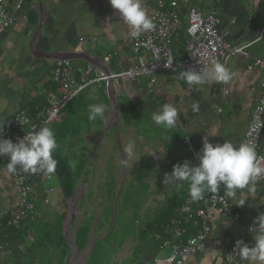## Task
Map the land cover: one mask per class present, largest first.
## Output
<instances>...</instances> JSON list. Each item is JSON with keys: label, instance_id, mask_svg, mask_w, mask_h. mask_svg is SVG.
I'll list each match as a JSON object with an SVG mask.
<instances>
[{"label": "crops", "instance_id": "0c3cea01", "mask_svg": "<svg viewBox=\"0 0 264 264\" xmlns=\"http://www.w3.org/2000/svg\"><path fill=\"white\" fill-rule=\"evenodd\" d=\"M158 1L144 0V7L149 16L157 7ZM3 2L6 11L14 13L15 20L0 41V129H3L11 115L20 110H25L33 118L42 115L47 106L46 98L54 91L50 75L58 58L67 57L70 60L74 76L78 80L79 70L88 64L93 65L94 69L90 77H94L97 70L102 67V58L107 54L112 56L108 66L112 72L136 62L131 49L133 38L129 36L130 28L120 19L109 0H3ZM18 4L20 7L17 9ZM180 5L182 30L186 25L188 8L195 6L204 13L218 12L219 30L227 31L228 41L237 43L254 41L248 48L250 57L236 55L226 60L225 66L233 74L229 83L213 82L188 89L186 82L173 72H160L151 92L147 91L144 78L123 82L116 89L120 95L114 97L115 105H113V97L108 93L105 85L95 83L81 91L83 93L87 88L95 87L91 90L93 92L80 97L81 105L75 103L73 106V109L76 107L87 109L92 104L86 99L89 98V94L93 95L94 100L99 98L101 103L110 106V113L105 114L106 121H100L101 126L106 129L104 132L112 129L110 134L113 135L109 143L113 141L117 146L116 149L120 150L118 157L114 156V153L110 154L111 165L129 167L133 166L136 160L139 161L135 165H148L147 158L143 157L142 153L150 158L149 150H152L157 155V160L151 157L149 163V166H153L158 171L156 178L152 176L155 181L150 177L142 180L140 172L137 173V178L134 177L135 173L130 174L135 183L153 181L155 188L158 187V192L152 196V203H148V206L153 204V207L152 210L146 207L142 215L144 220L137 223L138 225L134 221L138 229L134 233L120 235L123 240L120 248L125 247L126 239L134 240L131 254L122 264H152L154 257L170 252V248L164 246L165 240L171 245L176 244L185 241L200 229L201 220L193 214L190 218L177 217L179 235L171 225L166 227L164 236L158 234L152 238L140 232L142 229L144 231L150 221L156 220L169 196L177 192L185 202L189 194L186 183L175 189L164 185V175L170 174L174 165L185 160L197 165L194 155L197 157L204 138L213 144L231 140L238 145L247 130L250 109L259 99L261 92L264 67L249 68L248 66L254 58H264V0H181ZM259 31H263L260 38H258ZM181 42L182 40H179L173 44L176 58L183 56ZM216 61L223 64L221 58ZM216 61H212L209 66ZM163 103H170L178 110V119L174 128H162L151 120L152 113L158 111ZM193 105H196L198 110H194ZM72 116L79 118L74 111ZM82 117L88 118V116ZM72 120H69L63 111L55 122L62 129L65 124L73 126ZM88 125L91 126L89 123ZM64 133L63 131L58 135L63 140L60 141L61 147L66 142ZM133 141L135 153L139 152L128 157L125 149L128 143ZM263 148L264 126L255 149L258 153ZM105 159L106 157L104 162ZM96 160L99 159L96 157ZM131 179L126 178L125 181L129 182ZM45 182L47 181L42 180L40 183L42 190L50 188H43ZM128 186L129 184L126 188ZM151 188L153 189L154 185ZM42 190L37 189L38 192ZM119 191L120 195L124 193L123 187ZM220 192L224 190L221 188ZM244 196L245 205L243 207L232 205V209L239 214L240 223L246 228L242 240L251 247L256 233L249 232V228L253 226L255 217L264 213V180L258 182L255 192H245ZM65 205H67L66 200ZM17 206L18 196L12 178L0 162V225L6 215ZM201 206V203L193 202L191 208ZM68 213L60 210L54 218L59 219L62 214L63 224ZM223 218L226 223H220ZM76 219L74 214L72 222ZM89 219L93 221L91 234V231H96L97 223L94 222L93 216ZM208 222L211 225L210 237L202 243L200 251L189 256L186 264H244L235 260V257L225 259L230 247V231L233 228L230 218L213 213ZM120 224L122 223L114 227L119 229ZM10 239L13 240V237ZM140 245L142 251L136 255L137 246ZM0 248L5 249V246ZM20 252L22 251L16 250L15 255H20ZM23 257L21 256L20 259Z\"/></svg>", "mask_w": 264, "mask_h": 264}, {"label": "built area", "instance_id": "2783aa9c", "mask_svg": "<svg viewBox=\"0 0 264 264\" xmlns=\"http://www.w3.org/2000/svg\"><path fill=\"white\" fill-rule=\"evenodd\" d=\"M180 1L181 0H159L156 8L152 10L151 17L156 23V29L142 33L139 38H133L131 43L132 53L136 60L135 63L120 68L118 71H110L108 66L112 56L105 55L102 58V67L97 70L94 77H90L93 65L88 64L85 68L79 70V80L74 76V70L70 60L67 57H61L55 60L51 70L50 81L54 86V91L46 98L47 106L43 111V116L38 118L31 117L25 110H20L11 115L4 124L0 138H8L12 142H18L31 131L39 130L42 126H48L57 121L63 109L73 100L79 92L91 84H104L107 91H112L114 97H118L120 92L117 87L123 82L135 81L140 78L145 79L147 91L151 92L160 72H173L176 76L181 71L194 69L199 71L208 67L212 61L219 58L223 64L228 58L240 55L244 58L250 57L248 48L253 44V40L244 43L230 42L226 39L227 31L219 30L220 17L217 11L202 12L197 7H189L186 13V25L182 30L180 19ZM18 4L16 8L18 9ZM15 18L13 12H7L3 0H0V41L7 29L13 24ZM182 32L185 34L183 45V56L176 58L173 51V44L179 40ZM263 31H259L258 38ZM145 54V57H144ZM264 67V58H254L248 66ZM187 84V83H186ZM188 89L193 86L187 84ZM75 93V94H74ZM264 126V77L261 81V92L259 99L250 109V118L245 135L239 141L240 143H250L255 148L258 146V140ZM188 139L186 138V142ZM238 144V145H239ZM150 156L157 160L154 151L149 150ZM198 164V159L194 155ZM9 157H0V162L5 166ZM258 167L261 168V179L264 180V148L257 153ZM56 171V168H55ZM24 173L17 169L15 174H10L14 189L18 196V206L9 213L8 225L18 227L25 221H33L36 216L35 205L39 199L48 203L47 197L52 192L51 188L43 189L40 185V179L48 181L55 174ZM42 190V192H38ZM224 192L206 193L205 198L198 201L202 206L195 209L194 213L201 220L200 229L186 239L176 244H170L165 240L164 246L170 248V252L164 257H154L152 264H186L191 254L202 249V243L206 241L211 234V225L208 222L213 213H219L230 218L233 228L230 231V247L225 255L229 260L234 257V247L237 240L242 239L246 228L239 220V214L235 213L232 205L221 210L219 196ZM193 202L190 201L189 194L185 202L178 209V215L190 218L192 214ZM187 209V210H185ZM172 225L175 232L179 235L180 229L177 227L178 220L174 218Z\"/></svg>", "mask_w": 264, "mask_h": 264}, {"label": "clouds", "instance_id": "9594fccd", "mask_svg": "<svg viewBox=\"0 0 264 264\" xmlns=\"http://www.w3.org/2000/svg\"><path fill=\"white\" fill-rule=\"evenodd\" d=\"M109 3L120 19L129 26L131 38H139L142 33L156 29V23L144 7V0H109ZM178 75L194 87L213 82L227 84L233 78L232 72L218 61L199 71L190 68ZM193 109L198 110L196 105H193ZM110 111V106L104 103L91 104L88 120L95 122L99 118L106 121L105 114ZM177 119L178 110L170 103H163L151 115L155 125L168 129L175 127ZM57 147L54 130L42 126L18 142L0 138V157H9L6 165L9 174H15L18 167L24 173L50 174L57 166V160L53 156ZM125 152L128 157L134 155V141L128 143ZM197 159V165H192L188 160L174 165L171 173L165 174L163 178V184L170 189L180 188L186 183L191 202L203 200L206 193H219L222 188L224 195L219 196L221 210L229 205L243 207L246 201L244 193L255 192L261 179V168L256 163V149L247 142L236 145L231 140H225L223 143L213 144L204 138ZM220 223H226L224 218ZM249 232L256 233L253 237L254 244L249 247L242 239L237 240L234 247L235 260L244 264H264V213L255 217Z\"/></svg>", "mask_w": 264, "mask_h": 264}, {"label": "rangeland", "instance_id": "374dc122", "mask_svg": "<svg viewBox=\"0 0 264 264\" xmlns=\"http://www.w3.org/2000/svg\"><path fill=\"white\" fill-rule=\"evenodd\" d=\"M94 88L95 87H89L85 92H81L63 109V111L67 114L69 120L73 119V126L65 124L61 129L60 126H57V122L48 125V127L54 130L57 139L58 147L54 151V153L60 154L61 157L65 158L64 160L67 161V164L71 167L75 180L77 179L75 188L77 190L75 192L74 200L76 202L75 206L78 214H75V217L77 219L76 221L71 223L69 231H67L68 239L71 237L74 239V234L80 226L82 227V230L84 232L87 224L89 225V223L91 222L89 219L90 217L92 218L93 216L94 222L97 223L96 220H103L105 218L106 214L104 210H109L110 213L112 209V215L113 213H116V220L114 221L112 228H114V225L116 226V224L122 223L119 227V231H121V233L119 234L122 235L126 233V231L132 227V223L134 221L137 224L140 223V221L144 220V216L142 215H144L148 203H152V196L158 192V187L155 188V183L153 182L155 181L153 177L156 178L158 171L153 166H149V163L152 160L150 159L151 156L149 158L147 154L145 155V153H142L143 157L147 158L146 163L148 165H135V163L139 160L134 161L135 166L133 165L124 167L111 165L112 162L110 163L109 160L111 157L110 154L114 153V156L118 157L120 153V150L118 148L116 149L117 146L113 141L109 143L110 138H112L113 135L110 134L112 133V129H110V131L104 132L106 129L104 126H101L100 119H97L94 123H90L87 117H82L88 116L89 107L87 109L81 107H76L73 109L75 103L77 105H81V102H79L80 97L86 95L89 92H93L91 90H93ZM86 99L88 103H101L99 98L94 100L92 94H89V98L86 97ZM73 111L79 115V118L72 116ZM140 122L141 121H139V123ZM88 123L91 124V126H89ZM60 129L61 131H59V133H62L64 131V135L66 137V142H64L63 147L60 146V141L63 140L58 137V130ZM106 137L108 138L106 139ZM115 137H117V135H115ZM139 146L141 147V145ZM137 152L139 151H136V153ZM96 157L99 159L96 160L97 162L95 161ZM105 157L106 161L104 162ZM138 172L141 173L142 180L145 179V177H150V179H152L153 181L135 183V181L131 179L132 176H130V174L135 173L136 176L134 177L137 178ZM126 178L131 179L130 181H132V183H129L130 181H125ZM128 184L129 186L126 188ZM153 185L154 188L152 189L151 187ZM47 187L52 188L53 192L47 197L48 203L46 205L42 204L41 201L37 202L38 209L46 208L47 211L51 213H49L51 218L54 217L55 213L58 214L60 210H62V212H66V214L69 212V210H72V205L70 204V202H68L69 199L66 200L67 205H65V200H63L62 198V192L59 187L58 180L55 176H53L50 180L43 184V188ZM122 187L124 193H126L125 196L124 193H122L121 195L119 193V189ZM152 205L153 204L148 206L149 210H152ZM112 215L111 217L109 216L104 220L105 228L99 230L98 233L97 230L91 231V234L89 235V243H91L92 239L98 237L99 235L107 233V230L110 228L109 225L111 224H106L108 219L110 220V222L113 220ZM58 220L59 219H57V222L61 221L62 223V219L59 221ZM124 222L127 224H124ZM129 222L132 223L129 224ZM61 227L63 228V225H61ZM110 234L108 235L109 237L107 241L111 243L112 240L115 248L108 264H122L124 259L128 258L129 254H131L134 240L128 238L126 239L125 247L118 248L117 246L121 245L123 242L122 238H120L119 235L118 237H115L114 229L111 230ZM81 240H83V236H81ZM89 243L86 248L79 253V256L72 262V264L84 263V261L86 260L85 253L89 250L90 247ZM106 249L107 248H105V250ZM61 255L62 254H57L55 260L61 258ZM166 255L167 254H164L160 257H164ZM11 260H9V264H11ZM29 260L26 259L27 262H29ZM98 262L101 264H105V258L102 260V262L99 259Z\"/></svg>", "mask_w": 264, "mask_h": 264}, {"label": "trees", "instance_id": "16d2710c", "mask_svg": "<svg viewBox=\"0 0 264 264\" xmlns=\"http://www.w3.org/2000/svg\"><path fill=\"white\" fill-rule=\"evenodd\" d=\"M184 39L185 34L184 32H182L181 37L179 38V40H182V46L184 45ZM42 116L43 113L41 117ZM53 156L57 160L56 171L53 176H55L58 180L63 198L67 200L72 195V192L77 183V179L75 180L71 167L67 164V161L64 160L65 158L56 154ZM42 180L43 179H40V183ZM39 201H41L42 204H47L43 202V199H39ZM183 202L184 199H182V197L178 195L177 192L172 194V196H169L165 204L161 207L162 210L156 216V220L150 221L145 226L144 231L142 229L140 232L146 233L152 238H155L158 234L164 236L166 227H168L169 225L173 226L171 223L172 220L174 218L177 219V217L180 216L178 215V209L183 204ZM198 208L200 207H193V209ZM35 211L36 216L33 221L22 222L18 227L8 225L7 222L9 220V214L6 215L4 222L0 225V247L5 246V249L1 250L0 248V264H9V260L11 259V264H68L71 250L63 235V230L61 227L62 223L61 221H59L61 219L63 220V215L61 214L59 216V222H57V219H55L54 217H57L58 214L55 213L54 217L51 218L49 215L50 212H48L46 208H37V203L35 205ZM194 211L192 212V214L197 217ZM104 212L106 214L105 218L103 220H97V233L99 230L105 228L104 220L109 216L111 217L113 209L110 213L109 210H104ZM112 217L113 220L110 222V220L108 219L106 224H111L109 225L110 228L107 230V233L99 235L95 238L96 240L93 245V249L88 254L85 264H101L98 261L100 259L102 262L104 258L105 264H108L115 248L112 240L111 243L107 241L109 237L108 235L113 229L115 230V237H118V235L120 236L119 233H121L118 228H112V223H114V221L116 220V213H113ZM90 221L92 222V219H90ZM91 222L89 223V225L87 224L84 232L82 230V227L80 226L74 234V243L77 246L79 253L83 251L90 242L89 235ZM136 229H138V227L135 225V222H133L132 227L127 230L126 233H134ZM81 236H83V240H81ZM10 237H13V240H11ZM105 248L107 249L105 250ZM16 250L22 251L20 252V255H15ZM136 251H138L136 255L139 254L142 251V246H137ZM57 254H62V257L55 260ZM21 256H24L23 259H20ZM26 259H30L29 262H27Z\"/></svg>", "mask_w": 264, "mask_h": 264}, {"label": "water", "instance_id": "95a60500", "mask_svg": "<svg viewBox=\"0 0 264 264\" xmlns=\"http://www.w3.org/2000/svg\"><path fill=\"white\" fill-rule=\"evenodd\" d=\"M108 93L112 95V97H113L112 103H113V105H115L114 96H113L112 91H109ZM114 113L116 114L115 110H114ZM76 190L77 189L73 190V193L68 200L70 202V204L72 205V210H69V213L65 217L63 224H62L63 225V234H64L66 241H67V244L71 250V255H70V258L68 260V264H72V262L79 256L78 248L74 243V239L72 237L68 239V236H67V231H69V226L72 223V220L74 218V214H78V211H77L76 206H75V200H74ZM95 240L96 239L94 238V239H92L91 243H89V245H90L89 250L85 253L86 258L88 256V254L92 251ZM85 262H86V260L84 261L83 264H85Z\"/></svg>", "mask_w": 264, "mask_h": 264}]
</instances>
